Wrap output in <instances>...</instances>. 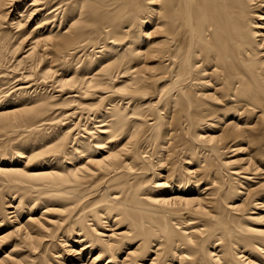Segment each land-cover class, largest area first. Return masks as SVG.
I'll return each mask as SVG.
<instances>
[{"label": "bare ground", "instance_id": "6f19581e", "mask_svg": "<svg viewBox=\"0 0 264 264\" xmlns=\"http://www.w3.org/2000/svg\"><path fill=\"white\" fill-rule=\"evenodd\" d=\"M0 264H264V0H0Z\"/></svg>", "mask_w": 264, "mask_h": 264}]
</instances>
